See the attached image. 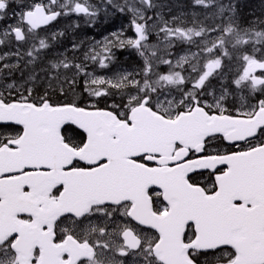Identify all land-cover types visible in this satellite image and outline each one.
Here are the masks:
<instances>
[{
    "label": "snow or ice",
    "instance_id": "obj_1",
    "mask_svg": "<svg viewBox=\"0 0 264 264\" xmlns=\"http://www.w3.org/2000/svg\"><path fill=\"white\" fill-rule=\"evenodd\" d=\"M194 4L0 0V264H264V19ZM101 13L129 24L37 70Z\"/></svg>",
    "mask_w": 264,
    "mask_h": 264
},
{
    "label": "rangeland",
    "instance_id": "obj_2",
    "mask_svg": "<svg viewBox=\"0 0 264 264\" xmlns=\"http://www.w3.org/2000/svg\"><path fill=\"white\" fill-rule=\"evenodd\" d=\"M99 2H101V0H99ZM158 2L163 3L165 5H167L166 8L163 9V11L167 14L169 12V7L172 6L173 4H175V8L179 7V11L177 15H181V13H184V11L182 10V8H184L188 14L190 13V18H186V15H183V17L185 19H191L193 17H198L200 20H204L205 17L208 15V12L200 7V6H196L194 4V0H158ZM224 3H227L228 0H223ZM234 2L237 4L240 3L243 4L245 3L246 5H249V2L247 0H234ZM258 2L264 3V0H251V3L253 5H256ZM239 13V11H237ZM148 15H152L151 12L148 13ZM173 15V14H171ZM113 19L114 21L110 24H100V25H82L79 27H71V26H59V27H54L51 28L50 31H56V30H61L65 32V35L61 38H59L58 41L53 42L51 50H48L49 52H51L48 56L44 57L46 51L44 50L42 52V62H40L37 66V70H39V67L42 64L46 65L48 60H52V59H56L59 57L60 53H64L65 55L68 56L69 59H72V57L75 55L77 57H79L80 59L83 58L82 56V51L83 50H87V48L89 47V44H85L83 46L82 49L77 50L75 53L71 50L72 48V43L75 42H79L82 39H85L86 37H94V39L96 41H101L103 40V38L105 36H108L109 33L113 32V31H117L118 29H120L122 26L127 27V25L129 24V22H124V23H120V24H115L116 21H121L124 18L127 17V15H123L120 13H116L113 15ZM191 26V25H189ZM43 34V33H42ZM129 35V34H128ZM18 47V45L15 42L12 43H6L5 45H0V54H3L4 52H14L16 50V48ZM21 48V51H25L27 49V45H20L19 46ZM187 45H178L174 51L177 54H183L184 50L187 49ZM67 50V51H65ZM192 51H196V48L193 46L191 48ZM117 54L119 53H124L126 56H133L134 58H137L140 61V58L134 53V52H130L128 50H114ZM72 52V53H71ZM80 59H77L76 61H79ZM8 62H15V57H12ZM89 69L88 71H93V68L91 66V62H89ZM120 66H123L124 68H127L129 71L133 70V68H135L134 66H126V65H120L117 64L115 67L112 68V71H116ZM162 70L166 71L167 70V66H162ZM105 74V70H98L97 71V75H104ZM107 74H111V72H108Z\"/></svg>",
    "mask_w": 264,
    "mask_h": 264
},
{
    "label": "trees",
    "instance_id": "obj_3",
    "mask_svg": "<svg viewBox=\"0 0 264 264\" xmlns=\"http://www.w3.org/2000/svg\"><path fill=\"white\" fill-rule=\"evenodd\" d=\"M249 5L245 3L238 4L237 3V11H239L238 15L242 23H247L251 21H255L258 17L264 19V3L258 2L256 5L251 3V0H247ZM122 53L117 54V60L121 63H126L127 65H133L136 60L135 58H123ZM120 58V59H119ZM139 64L140 62H136ZM44 66V65H43Z\"/></svg>",
    "mask_w": 264,
    "mask_h": 264
},
{
    "label": "flooded vegetation",
    "instance_id": "obj_4",
    "mask_svg": "<svg viewBox=\"0 0 264 264\" xmlns=\"http://www.w3.org/2000/svg\"><path fill=\"white\" fill-rule=\"evenodd\" d=\"M93 4H97L96 2H93ZM100 17H103V13H101L95 21V24H97L100 21ZM88 18L83 17V16H76V15H71L70 17H60L58 22H55L54 25L51 28L54 27H59V26H63L62 24H66V25H77V24H89L86 23V20ZM62 23V24H59ZM50 28V29H51Z\"/></svg>",
    "mask_w": 264,
    "mask_h": 264
},
{
    "label": "bare ground",
    "instance_id": "obj_5",
    "mask_svg": "<svg viewBox=\"0 0 264 264\" xmlns=\"http://www.w3.org/2000/svg\"><path fill=\"white\" fill-rule=\"evenodd\" d=\"M138 64L135 62V66H137Z\"/></svg>",
    "mask_w": 264,
    "mask_h": 264
}]
</instances>
